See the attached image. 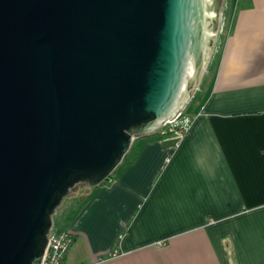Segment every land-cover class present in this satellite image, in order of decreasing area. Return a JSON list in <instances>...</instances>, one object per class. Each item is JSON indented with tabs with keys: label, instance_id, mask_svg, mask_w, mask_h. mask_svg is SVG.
<instances>
[{
	"label": "water",
	"instance_id": "water-1",
	"mask_svg": "<svg viewBox=\"0 0 264 264\" xmlns=\"http://www.w3.org/2000/svg\"><path fill=\"white\" fill-rule=\"evenodd\" d=\"M223 0H0V264H40L52 215L198 88Z\"/></svg>",
	"mask_w": 264,
	"mask_h": 264
},
{
	"label": "crops",
	"instance_id": "crops-1",
	"mask_svg": "<svg viewBox=\"0 0 264 264\" xmlns=\"http://www.w3.org/2000/svg\"><path fill=\"white\" fill-rule=\"evenodd\" d=\"M220 31L186 136L134 138L112 183L56 208L68 264H264V0H230Z\"/></svg>",
	"mask_w": 264,
	"mask_h": 264
},
{
	"label": "built area",
	"instance_id": "built-area-1",
	"mask_svg": "<svg viewBox=\"0 0 264 264\" xmlns=\"http://www.w3.org/2000/svg\"><path fill=\"white\" fill-rule=\"evenodd\" d=\"M181 115L182 110L172 118L165 120L158 130L165 134H171L180 141L189 131V127L181 122ZM113 181L114 177L113 175H110L102 183L110 184ZM74 239L75 235L71 231L53 230L51 228L48 233L47 244L40 264H68L66 262V255L72 246ZM112 254H117V251H114Z\"/></svg>",
	"mask_w": 264,
	"mask_h": 264
},
{
	"label": "rangeland",
	"instance_id": "rangeland-1",
	"mask_svg": "<svg viewBox=\"0 0 264 264\" xmlns=\"http://www.w3.org/2000/svg\"><path fill=\"white\" fill-rule=\"evenodd\" d=\"M229 6H230V0H224L223 6H222V11L224 12V16H225V13L227 12V9H228ZM222 22H223V21H222ZM222 22H221V23H222ZM221 30H223V26L221 27ZM221 39H222V31H220V33L218 34L217 47H216L215 52H213L214 54H212L213 57H214L215 55H217V53H218V51H219V47H220ZM82 186H83V185L78 184V185L76 186V188H75L74 190H72L70 193L74 192L75 190H77L78 188H80V187H82Z\"/></svg>",
	"mask_w": 264,
	"mask_h": 264
},
{
	"label": "trees",
	"instance_id": "trees-1",
	"mask_svg": "<svg viewBox=\"0 0 264 264\" xmlns=\"http://www.w3.org/2000/svg\"><path fill=\"white\" fill-rule=\"evenodd\" d=\"M112 175V174H111Z\"/></svg>",
	"mask_w": 264,
	"mask_h": 264
}]
</instances>
